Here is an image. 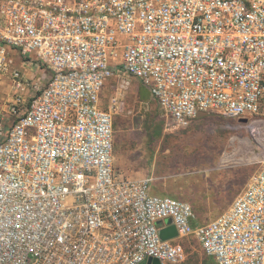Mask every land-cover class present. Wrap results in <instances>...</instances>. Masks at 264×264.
<instances>
[{"label":"built area","instance_id":"built-area-1","mask_svg":"<svg viewBox=\"0 0 264 264\" xmlns=\"http://www.w3.org/2000/svg\"><path fill=\"white\" fill-rule=\"evenodd\" d=\"M16 57L52 75L28 102ZM5 78L0 264H183L177 240L190 236L216 264H264V0H0ZM133 80L178 127L209 114L251 129L220 164L255 172L209 223L152 193V176L116 171L114 122ZM158 223L178 237L162 240Z\"/></svg>","mask_w":264,"mask_h":264},{"label":"rangeland","instance_id":"rangeland-1","mask_svg":"<svg viewBox=\"0 0 264 264\" xmlns=\"http://www.w3.org/2000/svg\"><path fill=\"white\" fill-rule=\"evenodd\" d=\"M23 61L24 59L16 57L15 68L22 71L29 84L25 95L28 102L38 90L47 86L52 75L49 71L40 70L36 65L29 66ZM136 85L142 86L137 80L132 81L130 89L124 94L125 112L115 118V155L119 150L122 154L124 151L130 153L128 155L135 163L142 162L143 171L147 164V176L154 178L152 193L190 203L197 223H209L220 215L211 212L216 211L228 198L221 194L218 199H212V192H207L203 181L206 177L213 176L211 179H214L215 174H224V171H217L210 175L212 167L235 171L238 168L243 175H239L237 181L234 179L233 182L240 185L244 178L246 186L255 172V166L244 164L223 168L219 161L228 150L229 139L241 136L251 138V129L236 120L209 114L200 115L188 128L178 127L164 115L149 90L141 87V90H137ZM13 95L10 80L2 79L0 111L3 113L0 116L8 112ZM111 96L112 88L108 87L104 92L105 107H108ZM163 227V223L157 224L159 230ZM177 241L187 253L183 264H213L192 236Z\"/></svg>","mask_w":264,"mask_h":264},{"label":"crops","instance_id":"crops-1","mask_svg":"<svg viewBox=\"0 0 264 264\" xmlns=\"http://www.w3.org/2000/svg\"><path fill=\"white\" fill-rule=\"evenodd\" d=\"M137 86V85H136ZM145 89L146 91H148V88L144 87V86H137L136 89L137 90H141V88ZM142 99V98H140ZM125 112V104H124V111ZM122 112V113H123ZM3 112L0 111V114H2ZM121 113V114H122ZM114 129H115V122H114ZM121 151H117V156L115 155V169L118 172V174L126 179L129 180H142L144 178L147 177V164L145 165V171H143V165L142 162H137L135 163L131 157L128 155L130 153H126V151H124V153H120ZM114 154H115V138H114ZM221 161V160H220ZM219 161V162H220ZM216 166V164L214 165ZM238 169V168H237ZM223 170L220 167H212L210 170V175H213L215 172L217 171H224V174H220V175H216L214 179H211L213 176H211V178H205V180L203 181L204 187L207 190V192H212V195L210 197H212V199H218L219 195L224 194L225 197L228 198V200L223 203V205H221L220 207H218L216 209V211L211 212L212 214H221L224 210H226L227 208H229L232 205V201L235 200V198L237 197L238 193H239V189H241V191L245 188L244 186V178H242L241 184L238 185L234 184L233 180L239 177V175H243V172L239 171V170ZM213 188H214V192H213ZM211 190V191H210ZM159 195V194H158ZM161 195V194H160ZM165 196V195H162ZM213 200V201H214ZM198 225H202V224H198L197 221L194 222V226H198ZM213 264H216L215 261L208 257Z\"/></svg>","mask_w":264,"mask_h":264},{"label":"water","instance_id":"water-1","mask_svg":"<svg viewBox=\"0 0 264 264\" xmlns=\"http://www.w3.org/2000/svg\"><path fill=\"white\" fill-rule=\"evenodd\" d=\"M160 237L164 241L172 240L178 237V233L174 226H170L168 228H164L160 230ZM154 262H158V261L150 259L147 264H155Z\"/></svg>","mask_w":264,"mask_h":264}]
</instances>
